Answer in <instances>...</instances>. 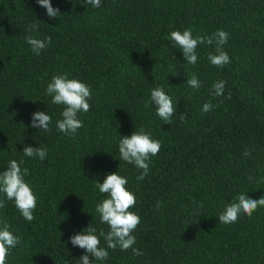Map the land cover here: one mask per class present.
Instances as JSON below:
<instances>
[{
	"label": "trees",
	"instance_id": "1",
	"mask_svg": "<svg viewBox=\"0 0 264 264\" xmlns=\"http://www.w3.org/2000/svg\"><path fill=\"white\" fill-rule=\"evenodd\" d=\"M58 19H49L37 0H0V172L10 160L28 168L24 177L37 197L35 219L25 220L5 199L6 220L20 243L7 264H80L84 249L72 235L100 222L96 205L107 198L97 181L118 172L136 197L130 209L140 217L133 248L100 246L109 256L94 264H264V207L237 222L219 223V214L241 193L264 196V0H102L92 8L84 0H51ZM38 24V32L27 25ZM191 28L192 35L228 33L223 50L230 63L208 60L213 45L201 44L195 65L186 62L169 34ZM51 37L39 55L25 37ZM68 74L91 89L83 126L75 138L61 133L63 105L51 103L45 90L52 77ZM195 74L199 89L187 78ZM223 80L224 94L212 85ZM162 87L176 113L172 124L145 107L151 91ZM231 93V98H226ZM214 107L202 111L204 103ZM52 117L51 131L31 127L32 114ZM187 117L180 120V113ZM145 131L161 142L150 158L148 175L120 160L119 141ZM45 147L40 160L23 148ZM251 155L245 156V150ZM161 207L157 210V202ZM203 205L200 207V205Z\"/></svg>",
	"mask_w": 264,
	"mask_h": 264
},
{
	"label": "clouds",
	"instance_id": "2",
	"mask_svg": "<svg viewBox=\"0 0 264 264\" xmlns=\"http://www.w3.org/2000/svg\"><path fill=\"white\" fill-rule=\"evenodd\" d=\"M37 3L46 9V15L49 19H58L60 11L54 8L51 0H37ZM84 3L91 5L92 8H99L102 0H84ZM27 31L38 32V24L27 25ZM170 39L176 48H179L187 63L195 65L198 60L196 49L201 44L213 45L215 43V54L209 53L208 60L217 67H223L230 63V57L223 50V45L228 41V33L224 30H217L210 36L192 35L191 28L183 30H174L170 34ZM25 40L31 47V51L39 55L50 43L51 37L39 39L33 35H27ZM186 83L192 89H199L200 81L193 74L191 78H187ZM213 95L222 96L224 94L225 82L217 81L212 85ZM46 94L51 96V103L55 105H63L61 113L62 119L57 120V129L67 135L75 138L77 130L83 126V122L78 119V113H87L90 110L89 100L91 99L90 87L78 79L68 78V74H57L52 77L48 83ZM231 98V93L226 97ZM155 106L156 115L165 123L172 124V118L176 113V103L174 104L171 97L165 93L162 87L154 88L151 91L150 100L145 102V107ZM213 105L206 102L202 106L204 113L213 110ZM187 117L182 112L180 120L186 121ZM52 117L42 111H36L32 114L31 127L50 132ZM119 157L120 160L134 165L140 169V174L136 176L137 181H142L150 171L149 161L153 156L158 155L161 142L151 137V134L145 131H134L130 136H122L119 141ZM23 155L26 157H36L43 160L47 156L45 147L25 146ZM245 156L251 155L246 149ZM21 163L15 159L10 160L8 167L0 172V193L4 194L6 200H12L15 207L22 214L23 218L28 222L35 219L33 212L37 206V197L32 191L28 182L24 177L29 174L28 168H21ZM128 180L121 176L118 172L106 175L103 183L97 181L96 187L100 193L107 194V198L96 205V212L99 214L100 222L108 226L109 231L100 230L99 236L96 234L97 229L89 226L83 232L72 235L69 239L74 247L84 249L86 254L80 257V264H94V261L106 260L109 252L106 248L100 246V237H103L107 243L108 249H117L127 251L132 249L133 255L141 256L143 253L133 248L136 242L135 236L132 234L140 224V217L133 211H130L136 205L135 195L128 190L126 185ZM5 199H0V208H4ZM203 205L201 204L200 207ZM161 207V202H157V210ZM264 207V196L259 199H252L244 193L239 194L233 202L226 205L223 212L218 216L219 223L232 224L237 222L241 213L251 217L259 208ZM20 237L14 235L10 231V225L6 220H0V264H7V257L10 249L16 248L20 243ZM89 255L94 257V261L89 259Z\"/></svg>",
	"mask_w": 264,
	"mask_h": 264
}]
</instances>
